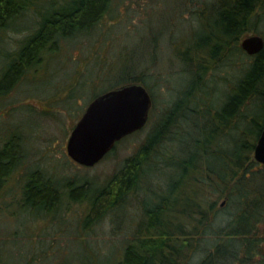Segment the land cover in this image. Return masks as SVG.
I'll return each instance as SVG.
<instances>
[{"label": "trees", "instance_id": "trees-1", "mask_svg": "<svg viewBox=\"0 0 264 264\" xmlns=\"http://www.w3.org/2000/svg\"><path fill=\"white\" fill-rule=\"evenodd\" d=\"M122 1L0 0V40L11 41L9 46L0 45V108L27 73L34 76L39 65L45 66L61 40L106 22H121ZM158 3L151 1L148 7L153 10ZM183 6L181 13L189 14L188 28L173 36L178 13L167 24L171 26L167 32L169 42L177 44L173 49L185 65L187 83L181 85L161 121L103 185L94 186L87 179L83 189V182L54 178L38 162H31L19 127L1 136L0 193L19 172L20 209L54 212L62 195L86 200L91 210L83 222L88 227L114 208L120 210L114 219L119 221L127 197L137 198L139 217L130 239L117 253L112 250L106 263L92 257L80 264H264V164L253 156L264 126V45L248 53L239 43L248 30L262 29L256 24H264V0L171 3L177 11ZM28 11L37 15L35 25L15 28L14 22ZM152 28L147 27L149 33ZM22 30L16 38L9 35ZM155 41H150L151 49ZM124 49L123 61L128 55ZM239 54L248 56L241 71H234L238 76L218 102L215 98L205 102L202 95L210 93L205 86L208 76L224 65L232 70ZM104 66L107 75L114 69L109 58ZM132 73L128 70L126 80L110 87L144 80L142 74ZM74 87L68 98H73ZM171 141L177 147L168 149ZM174 168L179 171L172 172ZM221 196L224 202L218 205Z\"/></svg>", "mask_w": 264, "mask_h": 264}, {"label": "rangeland", "instance_id": "rangeland-1", "mask_svg": "<svg viewBox=\"0 0 264 264\" xmlns=\"http://www.w3.org/2000/svg\"><path fill=\"white\" fill-rule=\"evenodd\" d=\"M151 1L156 2L123 0L121 22H106L68 41L61 40L58 50L49 56L45 66L39 65L34 76L27 73L5 98L0 108V139L14 126L19 127L25 134L31 162H38L54 178L83 182V189L88 186L84 182L87 179L94 186L103 185L123 159L138 148L147 132L161 121L181 85H185L189 78L183 69L184 63L174 52L177 44L169 42L167 32L171 27L167 24L172 18L176 19L178 13L179 19L171 32L173 36L184 32L188 28L189 14L181 13L184 6L178 8L179 12L171 8L175 0H159L153 10L148 7ZM36 16L33 12H25L13 26L33 27ZM149 25L153 27L151 33L147 29ZM256 26L262 28L260 31L263 32L258 33L264 37V24ZM24 32H9V35L16 38ZM152 33L156 35V44L151 49L150 41H154ZM250 33L253 30L244 35ZM6 41L0 40V45L9 46L11 41ZM123 49L128 53L124 61ZM247 56H234L232 70L224 65L216 72L212 71L205 85L210 93L202 95L205 102H212V98L219 101L230 82L238 76H234V71H241ZM107 58L114 68L108 75L104 72L107 68L104 60ZM128 70L135 72L132 74H142V82L151 94L152 103L145 124L118 139L114 148H110L93 165L75 162L66 152V139L72 126L93 94L126 80ZM105 75L107 77L103 79ZM74 85L75 94L73 98H68ZM198 114H195L196 117ZM172 142L167 143L168 149L177 147V142ZM173 171L179 170L174 168ZM18 173L8 179L0 193V264H80L82 259L92 257L106 263L112 250L117 253L125 240L130 239L140 211L135 196L127 197L119 221L114 219L119 217L120 210L114 208L103 220L84 227L83 216L91 210L86 200H72L62 195L54 212L41 208L20 209L17 204ZM223 202L224 197L217 198L218 205Z\"/></svg>", "mask_w": 264, "mask_h": 264}, {"label": "water", "instance_id": "water-1", "mask_svg": "<svg viewBox=\"0 0 264 264\" xmlns=\"http://www.w3.org/2000/svg\"><path fill=\"white\" fill-rule=\"evenodd\" d=\"M248 53L264 45L262 34L253 32L239 41ZM152 103L139 80L127 81L98 93L86 104L66 139V152L75 162L93 165L124 135L142 127ZM255 160L264 164V126L254 145Z\"/></svg>", "mask_w": 264, "mask_h": 264}]
</instances>
